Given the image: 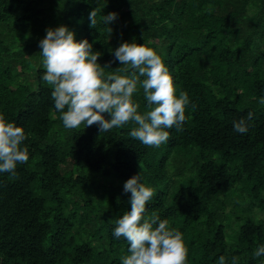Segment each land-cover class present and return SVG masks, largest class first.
I'll return each instance as SVG.
<instances>
[{
	"label": "trees",
	"instance_id": "trees-1",
	"mask_svg": "<svg viewBox=\"0 0 264 264\" xmlns=\"http://www.w3.org/2000/svg\"><path fill=\"white\" fill-rule=\"evenodd\" d=\"M60 25L87 39L102 66L112 61L106 73L122 67V42L154 49L189 97L182 131L166 129L168 141L151 147L129 135L131 122L66 129L39 45ZM261 98L264 0H0V113L24 129L29 155L15 176L0 172V264H122L129 243L114 228L131 208L124 183L139 172L154 190L141 223L168 220L187 264H264L254 256L264 245ZM133 101L147 110L139 84ZM241 118L244 134L233 127Z\"/></svg>",
	"mask_w": 264,
	"mask_h": 264
},
{
	"label": "clouds",
	"instance_id": "clouds-1",
	"mask_svg": "<svg viewBox=\"0 0 264 264\" xmlns=\"http://www.w3.org/2000/svg\"><path fill=\"white\" fill-rule=\"evenodd\" d=\"M96 15L93 9L89 14L90 27H95ZM115 19L116 13L103 17L106 25ZM108 31L111 34L112 28ZM39 45L45 69L42 79L52 86L51 97L66 129L96 124L100 132H108L131 122L136 126L129 135L151 147L168 141L170 133L166 129L175 126L182 131L189 97L183 90L177 95L168 68L154 49L134 40L122 42L114 51V60L122 67L106 73L105 68H111L112 61L102 66L98 62L101 54L93 51L92 44L87 39L77 41L65 25L48 28ZM138 84L147 101L144 113L138 111L139 104L133 101ZM260 103L264 104V98ZM103 113H108L110 119ZM252 116L249 112L248 120ZM233 127L241 134L248 131L243 118L234 121ZM25 139L24 129L0 113V172L15 176L17 165L28 161ZM139 173L124 183L123 191L131 193V208L116 220L114 228V236L129 243V254L122 257V264H187L183 235L170 227L168 220L153 215L141 223L154 190L141 182ZM254 256H264V245L258 246ZM237 259L233 257L232 264ZM219 264H225L224 256L219 258Z\"/></svg>",
	"mask_w": 264,
	"mask_h": 264
}]
</instances>
